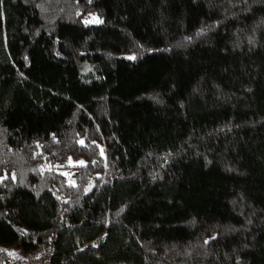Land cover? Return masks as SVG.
Masks as SVG:
<instances>
[{
    "label": "trees",
    "instance_id": "16d2710c",
    "mask_svg": "<svg viewBox=\"0 0 264 264\" xmlns=\"http://www.w3.org/2000/svg\"><path fill=\"white\" fill-rule=\"evenodd\" d=\"M50 239L264 264V0H0L1 256Z\"/></svg>",
    "mask_w": 264,
    "mask_h": 264
},
{
    "label": "built area",
    "instance_id": "2783aa9c",
    "mask_svg": "<svg viewBox=\"0 0 264 264\" xmlns=\"http://www.w3.org/2000/svg\"><path fill=\"white\" fill-rule=\"evenodd\" d=\"M55 250L53 239H50L45 246L36 248L21 257L2 258L0 250V264H54Z\"/></svg>",
    "mask_w": 264,
    "mask_h": 264
},
{
    "label": "snow or ice",
    "instance_id": "6c2138e0",
    "mask_svg": "<svg viewBox=\"0 0 264 264\" xmlns=\"http://www.w3.org/2000/svg\"><path fill=\"white\" fill-rule=\"evenodd\" d=\"M97 22H98V21H97ZM80 163H81V164H83V162H82V161H81Z\"/></svg>",
    "mask_w": 264,
    "mask_h": 264
}]
</instances>
